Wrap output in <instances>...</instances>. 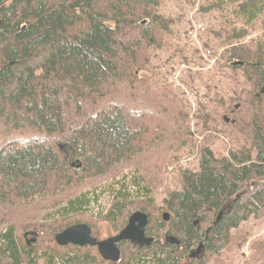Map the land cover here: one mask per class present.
<instances>
[{"label":"trees","instance_id":"obj_1","mask_svg":"<svg viewBox=\"0 0 264 264\" xmlns=\"http://www.w3.org/2000/svg\"><path fill=\"white\" fill-rule=\"evenodd\" d=\"M231 1L246 26L264 14V0ZM159 7L160 0H0V264H57L55 256L58 264H104L86 247L31 252L18 231L55 240L86 223L97 237L83 217L96 203L86 186L111 176L103 219L120 232L142 211L155 239L142 248L122 242L113 264H222L249 241L241 225L264 219V48L239 44L226 66L248 87L225 109L230 122L222 120L236 145L227 157L202 147L199 169L181 171L182 189L158 208L181 245L160 240L153 188L193 134L189 110L153 82V48L173 27ZM232 33L233 40L247 35ZM131 189L145 200H133ZM249 249L246 264H264V239Z\"/></svg>","mask_w":264,"mask_h":264},{"label":"rangeland","instance_id":"obj_2","mask_svg":"<svg viewBox=\"0 0 264 264\" xmlns=\"http://www.w3.org/2000/svg\"><path fill=\"white\" fill-rule=\"evenodd\" d=\"M234 10L235 4L231 0H160L159 13L173 20V27L167 34L164 45L153 48V82L157 89L177 96L189 110L193 137L190 145L170 156L160 181L154 185L152 196L157 205L156 218L161 219L162 214L158 208L164 207V199L168 194L182 189L181 171L199 169L200 148H208L217 156L227 157L236 145L230 131L222 125V120L228 118L225 109L230 101L245 92L248 85L240 71L233 72L226 66V59L233 45L244 44L252 49L261 45L264 48V14L246 26L234 14ZM242 29L247 31L244 38L233 40L230 37L233 30ZM204 124L208 126L205 129ZM113 178L111 176L93 180L86 186L95 191L96 203L93 201L83 217L90 220L99 239H107L119 232L112 223L103 219L111 208L109 198L112 195ZM131 190L135 194L133 200H145L144 197L137 198L142 196L137 193V189ZM36 213L40 214L41 211ZM161 221L164 223L160 239L163 243L171 228V222H164L163 219ZM241 228L249 234L248 243L240 251L225 257L222 264H246L252 241L264 239V219L252 218L243 223ZM25 234L26 231H18L31 252L40 250L47 256L51 253L53 255V251L56 255L66 254L72 246L61 247L50 238L39 235L26 237ZM32 238H37L36 243L27 244ZM86 248L98 254L96 248ZM54 258L55 263L61 262L57 256Z\"/></svg>","mask_w":264,"mask_h":264},{"label":"water","instance_id":"obj_3","mask_svg":"<svg viewBox=\"0 0 264 264\" xmlns=\"http://www.w3.org/2000/svg\"><path fill=\"white\" fill-rule=\"evenodd\" d=\"M234 66L241 65L243 63L236 62ZM238 108V107H237ZM226 119V122H229ZM234 123V122H233ZM224 211L219 213L216 223L220 221L223 216ZM164 222L170 221V215L164 213L162 216ZM198 225V221L195 222ZM149 226V218L146 213L142 211L134 212L127 225L115 236L109 237L104 240H98L92 234V229L86 223H79L71 225L59 232L55 236L56 243L61 247H67L69 245L79 246V247H97L98 252L104 261L111 263H118L121 258V249L119 245L122 242H130L137 247H151L154 242V237L147 236V228ZM165 242L173 246H180V240L173 235H166ZM203 248V242L200 243L199 248L195 249L191 253V257H197Z\"/></svg>","mask_w":264,"mask_h":264},{"label":"flooded vegetation","instance_id":"obj_4","mask_svg":"<svg viewBox=\"0 0 264 264\" xmlns=\"http://www.w3.org/2000/svg\"><path fill=\"white\" fill-rule=\"evenodd\" d=\"M116 235H117V234H116ZM98 240H104V239H98ZM165 244H167V243L165 242ZM94 248H96V250L98 251V248H97V247H94ZM193 252H194V251H193ZM191 253H192V252H190V258H191V259H197V258H199V255H200V254H199L197 257L192 258V257H191ZM98 254H99V252H98ZM99 255H100V254H99ZM101 258H102V257H101ZM102 260H103V258H102ZM103 262H104V264H111V262H108V261H104V260H103ZM112 264H113V263H112Z\"/></svg>","mask_w":264,"mask_h":264}]
</instances>
